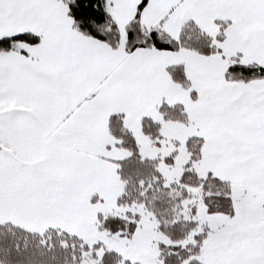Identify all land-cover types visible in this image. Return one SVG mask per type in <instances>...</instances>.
<instances>
[{"label":"snow or ice","instance_id":"1","mask_svg":"<svg viewBox=\"0 0 264 264\" xmlns=\"http://www.w3.org/2000/svg\"><path fill=\"white\" fill-rule=\"evenodd\" d=\"M0 264H264V0H0Z\"/></svg>","mask_w":264,"mask_h":264}]
</instances>
